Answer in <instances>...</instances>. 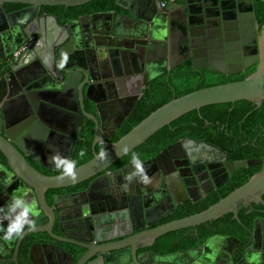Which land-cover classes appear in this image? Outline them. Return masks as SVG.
Returning <instances> with one entry per match:
<instances>
[{
	"label": "water",
	"instance_id": "obj_1",
	"mask_svg": "<svg viewBox=\"0 0 264 264\" xmlns=\"http://www.w3.org/2000/svg\"><path fill=\"white\" fill-rule=\"evenodd\" d=\"M88 1L90 0H0V50L7 48L0 58L8 56L33 34L37 35L38 42L37 44L34 41L32 45L22 50L8 66L7 73L14 78L17 89L11 90L8 87L7 103L0 101V154L9 168L4 171L0 163L1 171L4 172L2 175L5 177V181L0 182L2 191L7 193L9 189L19 191L18 187L21 183L34 188L37 197L41 199L43 188L68 186L95 175L142 143L163 125L189 110L209 104L248 100L250 104L239 157L238 160L227 163L229 174L235 168H240L246 180L202 210L172 219L146 231H138L129 241L139 243L147 239L150 242L166 232L194 226L227 212L239 222L237 211L251 201H255L257 215L264 218V0H252V2L251 0H178L177 10H163L158 6V0H114L118 7L125 8L128 13L117 10L93 12L66 20L63 24H59L52 14H38L41 6L67 7ZM5 3H21L26 6L5 11L3 8ZM243 7L248 12L246 16L249 22L245 30H251L253 13L255 21L256 44H253L252 36L249 40H244L249 45L246 52L249 57H244V62L241 64L239 53H236V57L229 54L237 49L236 44L224 48L226 62L211 53L206 57L205 49L209 53L216 47H211L207 43H194L192 39L205 36V39L219 40L228 31L225 22L229 19V12L234 9L240 20ZM196 27H201L202 33L195 32L193 29ZM210 30H217L219 34L211 36ZM139 47L144 50L146 56L148 54L153 59L149 67L154 70L147 68L141 81L136 82L133 89L119 90L118 96L126 97V102L114 119L115 124H118L128 113L138 97L141 86L158 76L165 68L176 66L189 55H191L192 68L209 67L229 75L239 71L242 65L244 68L255 63V66L253 71L242 79L200 87L169 99L150 111L117 140L104 142L102 137L107 138L109 134L100 131L103 128L104 117L107 116L103 105L109 86L104 80L108 73H103V67L107 66L106 71H111L116 76L122 73V70L128 75L130 69L132 67L134 69L133 58L138 62V66H141ZM165 56L167 62L164 60ZM29 62L39 71L32 78L33 84L20 92V66H28ZM70 68H73L71 71L78 72L77 76L69 75ZM53 71L60 74L59 83L62 81L63 84L50 83V79L56 80ZM126 79L128 82L131 81L130 76ZM86 83L88 84L83 90V85ZM92 83L99 88L95 96L89 94ZM83 95L94 104L98 120L83 110L81 102ZM20 97L28 108L27 112L20 109V102L15 101V99L20 100ZM106 112L111 113L112 110ZM81 115L94 123L91 148L96 142L105 145L104 150L108 158L102 161L98 158L99 153L92 152L90 159L77 165L75 181L63 177L62 173L48 176L34 169L27 162L26 157L49 169H56L48 162L57 152L68 158ZM176 147L186 157L185 161H190L195 151L204 152L207 163L226 158L223 150L204 139L183 137L163 148L153 158L143 163L147 170L151 168L154 171L158 170L157 165L168 164L169 169L162 172V174L166 173L163 182L168 183L172 193H174L173 182L167 180V171L172 168L169 165L171 159L176 158L170 155L171 150ZM212 154H220L222 158L215 161L210 157ZM132 171L130 162L116 170L114 175L125 176ZM170 175H173V181L180 183L185 177L195 174L193 171L190 175L182 174L176 169V172ZM109 176L104 174L102 177L106 181ZM222 177L221 180H215V186L226 180L227 173ZM93 182L91 181L89 186ZM138 189V200L141 205H137L136 218L141 220L139 210L140 208L146 210L142 196L148 191L152 192L153 189H147L142 183ZM208 191L204 190V193ZM196 199L192 197L191 201ZM178 202L176 200L172 203L171 209L167 212L161 213L158 211L159 207L145 211L143 214L145 218L154 216L145 223L149 224L167 217L176 208ZM140 226L141 223L135 228ZM248 232L250 240L255 235H260L264 239V219H255ZM238 242V239L230 235L213 234L204 240L201 249L182 251V259L173 260L172 264H211L214 257L220 255L219 253L216 255L218 247L230 245L232 251ZM256 256L257 254L247 253L243 255L246 264L250 262L256 264V260L253 259ZM106 262L108 263L107 259ZM0 264L10 263L0 260ZM32 264L37 263L32 261ZM259 264H264V260L259 259Z\"/></svg>",
	"mask_w": 264,
	"mask_h": 264
},
{
	"label": "flooded vegetation",
	"instance_id": "obj_2",
	"mask_svg": "<svg viewBox=\"0 0 264 264\" xmlns=\"http://www.w3.org/2000/svg\"><path fill=\"white\" fill-rule=\"evenodd\" d=\"M158 3V6H160L163 10H177L178 0H171L166 4L162 3V0H158ZM25 6V4L21 3L3 4L5 11L22 8ZM116 10L122 13H128L125 8L118 7ZM40 13L52 14L55 16L56 21L59 24H63L66 20L93 12L82 13L73 17H68L66 13L63 12L57 17L55 13L45 11L41 6L38 11V14ZM247 13L248 12L246 8L243 7V11L240 12L241 18L239 20L237 13L234 9H232L228 14L229 19L225 22L228 31H226L219 40L214 38L205 39L204 36L200 38L196 37L192 39V42H199L201 44L207 43L211 47H216L209 53L205 49L206 57L211 53L213 56H217L216 58H220L225 62L226 55L223 53L224 48L233 47L236 44L238 45L237 49L235 51L229 52V54L236 57V53H239V60L241 64H243L244 57H249V55L246 53L248 52L249 45L246 44L244 40L246 39L247 41L252 36L254 41L253 44H256L257 42L254 13L253 22H251V30H245V28L249 26L248 18L246 16ZM241 25L243 26L242 29ZM193 30L197 33H202L201 27H196ZM209 33L211 36L219 34L217 30H210ZM29 38L30 39L25 40L29 42L25 48L32 45L34 41L38 44L36 41L37 35L33 34ZM6 49L4 48L0 50V55H4V51ZM138 51L141 59V66L139 67L138 62L135 60V58H133L135 62L134 69L132 67L128 75L122 70V73L116 76L111 71H106L107 66L104 65L103 67V73H108V75L104 77V80L109 86V90L107 89L105 94L106 98L104 99L105 103L103 107L106 111L112 110L111 113H107L105 111L107 116L105 115L104 117L105 121L103 122V128L100 132L109 134V137H102L104 142H112L111 138L115 135L120 127V124L131 111L137 99L141 94L144 93L146 89L150 91V82L160 76H168V74H170V70L175 67L174 66L169 69L165 68L162 73L141 86L138 97L131 105L128 113L118 122V124H115L114 119L117 117V114L122 111V107L126 102V97L122 98L118 96L119 90L122 89V91H124L127 90V88L133 89L136 86V82L141 81L143 74L147 71V68L149 70H154L150 69L151 67H149V63L152 62L151 60L153 59H151L148 54L146 56L144 50H142L140 47L138 48ZM9 55L0 58V101H4L5 103L8 101V99H6L8 87H10L9 89L11 90L17 89V86L13 80L14 78H12L11 74L7 73L8 66L10 62H12L9 60ZM164 60L167 62V56H165ZM185 61L190 62L191 65V55H189L180 63ZM34 66L35 65H33L31 62H29L28 66H20V92L23 88H27L33 84L32 78L35 73L39 71V69L34 68ZM254 66L255 63L244 68L242 65L239 71L231 74L230 76H246L253 71L252 70L251 72L247 73V71L254 69ZM72 69L73 68H70L69 70L71 71ZM193 69L217 71L209 67ZM219 73L229 76V74L226 73ZM77 74L78 72L73 70L69 75L77 76ZM53 75L56 80L50 79V83H58L59 85L63 84L62 81L59 83V73L53 71ZM127 76H130V82L127 81ZM87 84L88 83L83 85V90ZM93 84L94 83H92L89 87V94L95 96V92L99 88L98 85ZM15 101L16 103L20 102V109H23L24 112H27L28 108L24 104L21 97L20 100L15 99ZM81 102L83 110L92 114L95 119L98 120L94 109V104L87 100L84 95L82 96ZM89 122L92 123V132L94 135L93 121L86 116L81 115L80 124L76 128L73 135L71 150L68 158H74L75 144L83 139L81 136L82 130L87 126V124H89ZM211 132L212 130L208 131L206 135L211 137L213 135ZM183 137L166 142L160 148H157V151L154 153L151 151L153 143L148 142L145 144L146 148L132 149L123 155L127 158L126 160L123 161L124 158L120 159V157L105 169L80 182L63 187L43 188L41 191V199L37 197V193L34 188L32 189L28 186L22 185L21 183L18 187V189H20L19 191L9 189L7 193L2 191V187H0V208H4L3 212H0V217H3L4 214L8 212L7 206L12 202L13 196H22L28 200L35 198L38 201L40 212L38 217H33L36 224L35 229L29 230L26 227L23 236L20 238H15L12 241H5L3 239L4 232L0 231V260L10 264H32V261L36 262L37 264H105L107 263L106 259L108 261L107 264H172L173 260L180 261L182 259V251L186 249H201L202 243L208 236L202 242L197 243L195 242L193 235L186 231L179 233L174 232L163 236L167 233L166 232L155 237L153 241L150 242L146 239L139 243H131L129 239H131V237L138 231H146L159 224L176 219L174 217L178 213V209L184 204L188 202H196L208 195H211L218 187L225 184L238 169H240L235 168L231 174L227 172V163L238 159L229 158L226 151L216 146L212 142L207 141L203 136L194 139H204L206 142H209L223 150L226 155L225 160L207 163V157L205 153L202 151H195V154H193L191 160L185 161L186 157L183 155L181 150H179L178 147L173 148L170 152V155H174L176 158H172L169 165L174 169L173 171H170L172 170V168H170V170L167 171V180L173 182L172 187L174 193H172L168 183L163 182V177L166 176V173L162 174V172L163 170L169 169L167 163L157 165L156 169L158 170L156 171L152 170L151 168L148 169L147 173L151 177V183L144 185L147 187V189L151 188L153 191H148V193H145L142 196V201L143 204L146 205V210L140 208L139 211L141 213V220L136 218L137 205L140 204L138 200V186L141 183L138 181H133L131 183L128 182L125 179L127 174L125 176L122 174L119 177L114 175L116 170L131 162L133 153L138 154L141 161L144 162L153 158L163 148L168 147ZM95 144L100 143L96 142ZM92 152H95L94 146L91 148V154ZM210 157L215 161L222 158L220 154H212ZM26 160L34 169L44 175L49 176L61 174V171L57 168L49 169L43 167L27 157ZM43 162L45 163L44 159ZM0 163L2 164L4 171L9 170L7 164L5 163V159L1 154ZM48 164L52 165L51 162H48ZM176 169L182 174L187 175H190L191 171H193L195 175L187 176L184 178V180H182V182L177 183L176 181L172 180L173 175L169 176V174L176 172ZM1 170L2 169L0 168V182H3L5 181V177H3L2 173L4 172ZM224 173H227L226 180L220 185L215 186V180L223 179L222 175ZM104 174L110 175L107 177L106 181L102 177ZM91 181L94 182L89 186ZM204 190L209 191L204 193ZM192 197H196L197 199L195 201H191ZM176 200L179 201L176 203V208L167 217L149 224L145 223L147 221L149 222L150 219L154 217L151 216L145 218L143 216L145 211L149 210L150 208L159 207L158 209L160 210L158 211L161 213L167 212L171 209L170 206ZM248 205L250 206L246 212L249 214V217H251V214L257 213L256 204L254 202L252 204L249 203ZM17 211H19V209H17ZM255 219L259 220L264 218L259 217L258 215L251 218L250 225L243 227V233L241 237L230 235L238 239V244L234 246L232 251H230V245L218 247L216 255H218V253L220 255H218V257L215 256L211 264H246L243 257L244 253L249 255L259 254L258 259L264 260V239L260 235H255V237H252L250 240V233L248 232V230L252 228L253 221ZM2 223L6 229L9 221L7 219H3ZM140 223V228H135V226ZM188 240H193L192 242L195 243L186 247L178 246L185 241L187 242ZM250 243L252 244L250 245Z\"/></svg>",
	"mask_w": 264,
	"mask_h": 264
},
{
	"label": "trees",
	"instance_id": "obj_3",
	"mask_svg": "<svg viewBox=\"0 0 264 264\" xmlns=\"http://www.w3.org/2000/svg\"><path fill=\"white\" fill-rule=\"evenodd\" d=\"M42 9L48 12H53L58 17L65 12L68 17H73L82 13L99 12L106 10H116L118 6L114 0H90L84 4L67 6L62 5H48L42 6ZM247 71V73L251 72ZM245 75L225 76L214 70H196L190 65V62L185 61L176 65L170 70L168 76H160L150 82L149 90H145L143 94L137 99L131 111L120 124L119 129L111 138V141L117 140L125 132H127L133 125L146 116L150 111L165 103L169 99L182 95L186 92L192 91L200 87L212 86L227 81H234L242 79ZM250 101L238 100L234 102L215 103L201 106L198 109L189 110L161 128L156 130L153 134L147 137L142 143L137 145L134 149H144L148 142L153 143L152 153L157 151L166 142L173 141L183 136L192 138L205 137L207 141L212 142L227 152L229 158L239 157L241 142L243 138L245 123L247 119ZM92 123L89 122L82 130L81 136L83 139L75 144L74 158L76 165H79L90 159L91 154V140L93 136ZM212 130V136L206 135L208 131ZM106 146L102 144H95L94 151L99 153L101 149ZM84 149L86 155L80 157L79 151ZM126 160L122 156L120 159ZM246 180L244 174L240 169L231 176L228 181L218 187L211 195H208L199 201L188 202L178 209V213L174 218H180L198 212L215 202L218 198L224 196L233 188L237 187ZM255 201H251L250 204ZM250 205L241 207L237 211V222L230 212L212 218L208 221L196 224L194 226L177 229L176 231L167 232L163 236L170 233H179L182 231L189 232L193 235L195 242H202L207 236L211 234H229L236 237H241L243 227L250 225V219L256 214H249L246 212ZM162 236V237H163ZM193 240H188L182 243L181 247L190 246L195 243Z\"/></svg>",
	"mask_w": 264,
	"mask_h": 264
},
{
	"label": "clouds",
	"instance_id": "obj_4",
	"mask_svg": "<svg viewBox=\"0 0 264 264\" xmlns=\"http://www.w3.org/2000/svg\"><path fill=\"white\" fill-rule=\"evenodd\" d=\"M127 149H125V152ZM80 157L86 155V151L81 149L78 153ZM98 158L102 161L108 158L107 152L102 148L98 154ZM50 162L61 171L63 177L70 178L75 181L77 179L76 173V161L61 156L58 152L51 156ZM131 165L133 171L125 176L128 182L138 181L145 185L151 183V177L147 173V169L144 163L141 161L138 154L133 153L131 157ZM8 212L0 217V231L4 232L3 239L5 241H12L15 238H20L24 234V230L27 227L29 230H34L36 227L33 217L40 215L38 201L35 198L31 200L25 199L20 196H13L12 202L7 206ZM19 209V211H17ZM4 208H0V212H3ZM7 219L9 223L5 229L2 220ZM258 255L253 257L256 260V264H259ZM251 264V262H250Z\"/></svg>",
	"mask_w": 264,
	"mask_h": 264
},
{
	"label": "built area",
	"instance_id": "obj_5",
	"mask_svg": "<svg viewBox=\"0 0 264 264\" xmlns=\"http://www.w3.org/2000/svg\"><path fill=\"white\" fill-rule=\"evenodd\" d=\"M171 0H162V3L166 4L168 2H170ZM29 44L28 41H24L23 43H21L20 45H18L9 55V60L13 61L16 59V57L18 56V54L25 49V47Z\"/></svg>",
	"mask_w": 264,
	"mask_h": 264
}]
</instances>
